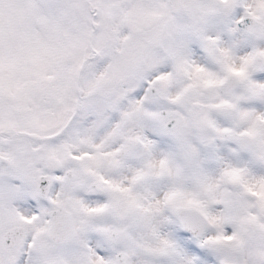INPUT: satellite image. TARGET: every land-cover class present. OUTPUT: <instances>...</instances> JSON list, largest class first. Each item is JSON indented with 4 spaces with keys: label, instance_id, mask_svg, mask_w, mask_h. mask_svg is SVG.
<instances>
[{
    "label": "snow or ice",
    "instance_id": "6c2138e0",
    "mask_svg": "<svg viewBox=\"0 0 264 264\" xmlns=\"http://www.w3.org/2000/svg\"><path fill=\"white\" fill-rule=\"evenodd\" d=\"M0 264H264V0H0Z\"/></svg>",
    "mask_w": 264,
    "mask_h": 264
}]
</instances>
